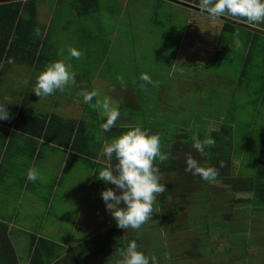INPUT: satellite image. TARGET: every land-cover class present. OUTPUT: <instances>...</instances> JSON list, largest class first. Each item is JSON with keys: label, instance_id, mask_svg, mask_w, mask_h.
I'll use <instances>...</instances> for the list:
<instances>
[{"label": "rangeland", "instance_id": "374dc122", "mask_svg": "<svg viewBox=\"0 0 264 264\" xmlns=\"http://www.w3.org/2000/svg\"><path fill=\"white\" fill-rule=\"evenodd\" d=\"M40 1L42 2L39 4L38 18L40 23L45 25V28L50 29L51 25L49 39L54 47L50 50L54 52L56 60L66 61L69 59V48L82 51L85 50V47L95 48L97 45L90 46L92 43L89 45L86 40H81L80 36L85 39L87 31L93 29L90 34H87L86 39L95 44L98 41L99 29L105 27L108 36L109 32L112 31V26L116 24L114 18L119 17L117 14L120 12L123 22L120 23L121 30L116 40L120 41L121 44L118 48L113 49L116 53L112 55V58L109 57L108 63L120 60L118 64H122V67L126 64L127 69L120 70V78L126 77L127 74L133 77L134 74L140 76L141 73H148L156 82V86L150 85L154 94L150 99L152 103L162 87L176 84L174 86L175 92L168 100L171 102L169 105L175 107L176 111L170 112V109L166 107L168 113L165 116L170 114L172 117L178 118V121L184 120L190 114L191 108L188 103L184 107L181 102L187 100L193 102L197 92L206 94L213 91V87L209 85V81L206 79L211 73L213 76L211 84L216 86L217 94L220 96V93H225L226 102H239L237 103L239 110H237L236 163H242L247 167V170L257 165L259 136L260 132L264 130V101L260 100V96L258 98L256 89L261 88L263 82L260 78H254L251 81L255 86V92L253 90L238 91L235 88L236 83L233 82L241 70L242 56L247 50L245 44L247 31L245 28L239 31V36L243 37V40L239 41V45L236 43L232 45L231 56L221 66L216 62L212 63L213 56H208L209 49L206 45V52L197 51L199 44L198 26L201 29H207L206 31H210L212 34L215 33L216 40L221 29L222 20L213 18L206 12L192 10L190 11L192 13L189 14V9L183 5L163 1L157 3L154 0H131L124 7V0H99V9L93 12L91 18L87 19L81 16L79 18L71 16L72 0H61L59 3L58 0ZM257 25L259 26L255 25L254 28L257 30L262 28L264 31V24ZM125 26L126 29H124ZM249 26L252 27L253 25L249 24ZM235 38L239 39L238 36ZM259 40V49H261V41L264 38L259 35ZM77 61L82 65V59ZM97 62V58L91 60L89 65L93 69L87 66L86 70L89 73L93 72L97 68ZM258 62L257 59L255 64ZM104 69V74L110 77L109 69ZM255 70H261L259 64L255 66ZM75 72L76 74L81 73V71ZM215 74L217 81L214 79ZM220 77L221 79H218ZM219 80L229 81L233 84L230 96L225 90L228 88L226 84L221 83L222 81L219 82ZM190 83L192 84L189 87H193V90L186 88ZM87 90L91 91L88 88ZM97 90L99 93L106 91L105 88ZM212 94L210 93V95ZM107 97L111 98L114 106H118L114 97L109 95ZM103 98L100 96L101 101ZM147 100L145 98V101ZM151 106V103H147L145 108ZM126 109L125 106H120L119 121H123L124 117L122 116L128 114ZM159 114H163V111L160 110ZM141 116H137V119L142 122ZM153 122L157 125L159 134L169 132V120L167 118L163 122L160 120H153ZM222 187L219 181H212L209 189L195 192L186 209L182 210L180 215L173 216L176 221L185 223V228L169 235L163 232L161 216L155 200L151 218L139 230H135L141 240L140 251L148 256H155L163 264H246L249 261L258 264L257 262L264 256V215H262V209L255 208L251 203H236L235 199L245 196V194L233 195L228 190L229 188L224 189ZM211 193H215L221 198L217 201L219 204L217 207L214 198L212 199L215 206L211 207V211L215 210L216 213L221 211V214L213 217L208 216L209 211L207 210L209 209V196L214 195ZM168 210L171 213L169 208ZM202 212H206V217H201L204 214ZM227 216L230 217L229 220ZM195 219L196 222L200 221L196 224L199 227L198 230H195L196 226L191 227L195 223ZM214 221L218 224L212 226L213 228L210 230ZM195 238L199 240V248L195 250L196 254H192L191 249L194 247L193 239ZM257 248H261L258 250V255L256 253ZM117 262V260L111 261V263ZM99 264L109 263L101 259Z\"/></svg>", "mask_w": 264, "mask_h": 264}, {"label": "crops", "instance_id": "0c3cea01", "mask_svg": "<svg viewBox=\"0 0 264 264\" xmlns=\"http://www.w3.org/2000/svg\"><path fill=\"white\" fill-rule=\"evenodd\" d=\"M129 1L131 0H124L123 6L126 7ZM154 1L183 5L189 9V14L192 13L190 12L192 10L200 11L198 10L200 8L191 0ZM192 1L197 2L198 0ZM40 2L42 1L37 0L38 8ZM57 2L59 3L60 0ZM117 15L119 17L114 18L116 24L112 26V31L109 32L108 36L105 27L99 29L98 41L95 44L86 39L87 34H90L93 29L87 31L85 39L80 36V39L86 40L89 45L92 43L90 46H97L95 48L85 47L84 51L79 50L81 52L79 59L70 57L66 60L67 63L72 64L75 71H81V73L76 74L75 85L69 86L63 93L57 91L51 96L39 98L32 91L38 73L48 63L56 60L54 52L50 50L54 47L49 39L51 25L50 29L45 28V25L40 23L39 18L36 24L40 30L43 29V37L46 36L45 45L47 46L46 49L41 50V55L37 53L36 57L33 56L34 52H37L34 49H17L15 52L17 61L13 63L6 61L0 64V98L2 99L0 104L8 107L9 110V118L0 120V220L9 224L11 238L22 264L30 263L32 234L52 240L67 249L85 238L107 229L116 222L106 210L105 202L101 197L102 191L109 187L114 189L115 185L105 184L102 180L97 179V171L104 167H112V159L109 160L102 155V147L106 141L101 138L103 133L99 126L101 121L95 120L98 111L91 110L89 105L82 102V98L78 100L77 93L85 88L90 90L105 88L106 91L100 93V96L114 97L119 108L120 106L124 107L123 102L126 103L124 104L127 108L125 111H128V114L122 116L124 117L123 121H117L116 127L139 126L142 129H147L145 125L142 126L144 123L137 119L140 113H136V107L131 109L132 105L136 106L139 102L141 103L139 99L142 95L138 94L135 90L137 88L134 86L120 84L119 65L117 64L115 67L108 63L109 57L116 53L113 49L118 48L121 44L116 39H118L121 30L120 23L123 22V18L120 16V12ZM226 18H217L222 20L221 28ZM33 24L35 25V23ZM255 25L259 26L254 23L252 27ZM206 30L198 26L199 44L197 51L206 52V45L209 49L208 56L211 55L212 57L217 42L216 34ZM260 30L264 32L262 28ZM33 31H35V27ZM21 56H25L24 62L19 61ZM96 58L98 59L97 68L95 67L96 69L89 73L86 67L89 66L93 69L89 62L96 60ZM80 59L83 60L82 65L77 61ZM213 62L214 59H212ZM104 68L109 69L110 77L104 74ZM206 79L212 82L211 73ZM214 79L217 81L216 74ZM221 81L219 80V82L225 83L228 89L233 87L229 81ZM175 85L169 84L162 87L153 103L150 102L154 95L152 86L147 87L144 95L148 99L146 103L155 106L154 110L149 111L150 120L164 121L167 118L180 123L178 118H174L170 114L165 116L168 113L166 107L170 109V112L176 111L175 107L169 105L171 102H168L170 96L175 92ZM190 85L191 83L186 88H191ZM216 94L215 91L214 95ZM26 106L32 107L37 113L35 115L30 114L29 120L23 122L25 113L19 110H23ZM14 108H16L15 112L13 111ZM160 110L163 111L161 115L159 114ZM38 115L43 118L58 115L64 121L52 122L53 124L47 130V135H45L46 127L42 130L43 134L41 131L40 135L37 130L39 125H42L43 119L41 122ZM70 121H75L80 126L76 147H65L53 140V138L62 142L68 140L71 128ZM146 123L147 126L150 124L149 122ZM96 129L102 132L100 135H95L99 136L100 139L89 140L87 134ZM30 168H36L39 172L40 178L35 182L27 180V173ZM157 202L156 199V204H158ZM157 209L159 211V207ZM124 234L127 237L137 236L133 229H124ZM138 246V250H140L141 240ZM259 249L261 248L256 249L257 255ZM101 259L106 260L109 264H120L122 256L120 253L106 255L96 258L88 264H99ZM112 260L118 262L111 263ZM261 260L264 262V256L261 257ZM261 260L257 263L264 264ZM246 264L254 263L249 261Z\"/></svg>", "mask_w": 264, "mask_h": 264}, {"label": "trees", "instance_id": "16d2710c", "mask_svg": "<svg viewBox=\"0 0 264 264\" xmlns=\"http://www.w3.org/2000/svg\"><path fill=\"white\" fill-rule=\"evenodd\" d=\"M191 2L195 3L199 8V0L197 2L191 0ZM99 6V0H72L70 6L71 16H81L87 19L91 18V15L99 9ZM198 10L202 11L201 9ZM228 18L234 19L236 22L228 19L224 21L216 42L213 56L214 62L221 66L227 62L231 56L230 51L232 45L236 43L235 40H237L235 36H238L239 41L241 39L243 40V37L239 36V31L245 28L247 31L245 39L247 50L242 56L241 70L233 82L236 83L235 88L238 91L244 92L253 90V92H255V86H253L254 84H252L251 81L254 78H260L263 85L261 88H257L256 92L258 93V98L260 96V100L263 102L264 40L261 41L262 48L259 49V35L264 38V32L248 27L250 23L244 19ZM37 19V0H0V64L9 61L10 58L17 61V57L15 56L17 49L37 50V52L33 54L35 57L37 53L41 55V50L43 48L46 49V36L43 37V29L40 30L38 24H36L38 23ZM33 23H35V25ZM253 24L254 23H251V25ZM34 27L35 31H33ZM37 30H39V34H37ZM33 56L32 58L35 60ZM110 57L112 58V56ZM24 59L25 56H21L19 61L24 62ZM257 59L260 62L257 64H259L261 70H255V66L257 65L255 61ZM119 62L120 60H117L109 64L111 66H116ZM118 65L119 73L120 70L127 69L126 64H124V67H122V64ZM139 78L140 76L136 74H134L133 77L127 74L126 77H119V80L121 81L120 84H130L134 86L137 88L135 90H137L138 94L142 95L139 99L141 103L139 102L136 106L132 105L131 109L136 107V113L138 112L140 116L142 115L140 117L143 118L142 123L144 124L142 126L145 125L151 134H158L160 136L161 150L168 155V159L164 162L156 161V166L160 169V183L166 187L163 193L156 196L164 231L166 233H172L185 228V223L176 221L173 216L180 215L182 210H184V208L186 209L191 203L190 196L201 189H209L212 183L205 182L201 180L199 176H193L191 173L185 171L186 158L189 154L197 159L202 166H214L218 169V176L214 181H219L223 186L222 188H229L228 190H230L233 195L245 194V196L242 197H235L236 203H251L255 208L262 209L264 215V130L260 132L259 136L260 143L257 165L247 170L245 165H242V163L237 164L235 160L236 133L238 131L237 110H239V105L237 103L239 102H226L225 93H220V96L218 94L214 95V92L217 91L216 86H213L211 84L212 82L209 81V85L213 87V91L210 93L213 94H199L197 92L196 97L193 98V102L187 100L182 104L185 107V104L188 103L191 109L189 111L190 114L187 115L184 120L182 119L179 121L181 124L167 119L169 120V132L159 134L157 125L153 124V120L149 119V111L154 110L155 106H151L147 109L145 108L147 103L144 95L149 85H147L146 88H142L141 84L144 82ZM192 88L193 87L189 89ZM225 90L229 96L232 94V88H227ZM234 94L233 90V95ZM1 100L0 98V101ZM142 101H145V103H142ZM124 104H126L125 102H123V106L126 107ZM13 111L15 112L16 108H14ZM19 111L25 113L23 122L29 120L31 117L30 114L33 113L35 115L37 113V111L30 106H26L23 110ZM38 119H41V122L43 119L42 125L40 124L37 130L40 135L45 127V135H47V130L49 126L53 124L52 122L64 121V119L58 115H54L50 118H43L41 115H38ZM95 120L100 122L98 112ZM146 122L150 124L147 126ZM70 123L71 128L68 140L66 142L54 138L53 140L57 142V144H61L65 147H76L80 126L77 125L75 121H70ZM128 129V127H114L111 131L106 133L99 132L96 129L87 134V137L89 140L95 141L100 139L98 138L99 136L95 135H100L102 133L101 138L106 142H110L113 137L119 136ZM209 133L215 140V144L206 148V155L201 156V154L192 147L191 138L194 134H198L199 139L203 140ZM221 163H223V167H220ZM115 164L116 161L113 158L112 167H114ZM168 208L171 210V213ZM227 219L229 220L230 217L227 216ZM31 238L32 254L29 264H88L102 256L119 254L121 250L125 249L128 243L133 240L136 241L138 245L140 244V240L137 236H125L124 229L118 228L116 222L107 229L95 233L67 249L44 237H37L32 234ZM0 264H22L11 238L10 226L5 221L1 220ZM158 264L163 263L158 261Z\"/></svg>", "mask_w": 264, "mask_h": 264}, {"label": "clouds", "instance_id": "9594fccd", "mask_svg": "<svg viewBox=\"0 0 264 264\" xmlns=\"http://www.w3.org/2000/svg\"><path fill=\"white\" fill-rule=\"evenodd\" d=\"M199 8L213 18L232 17L244 19L250 24H264V0H199ZM236 44L239 45V40ZM68 53L75 59L81 56L76 48H69ZM8 62L13 63L14 59L10 58ZM139 79L144 82L141 84L142 88L147 85L156 86L148 73H141ZM75 82L76 72L72 64L54 60L38 73L32 91L39 98L47 97L57 91L63 93L66 88L75 85ZM99 97L100 93L96 89H81L77 93L78 100L82 98L83 103L98 111L100 129L106 133L117 126L121 113L110 97L105 96L102 101ZM8 118V107L0 104V120ZM191 139L192 147L201 156L206 155V148L215 144L210 133L203 140L199 139L198 134H194ZM102 155L116 161L114 167H104L97 171V179L105 184L115 185L114 189L109 187L101 193L106 210L116 221L118 228L139 230L151 218L156 196L166 190L165 185L160 183V169L156 166V161L164 162L168 159V155L161 150L160 136L139 126L130 127L106 142L102 147ZM220 167H223V163ZM185 171L199 176L205 182H212L218 176L216 167L202 166L191 154L186 158ZM39 178L36 168L28 170V181L35 182ZM138 247L134 240L128 243L120 252V264H158L155 256L146 255Z\"/></svg>", "mask_w": 264, "mask_h": 264}, {"label": "flooded vegetation", "instance_id": "af4514ba", "mask_svg": "<svg viewBox=\"0 0 264 264\" xmlns=\"http://www.w3.org/2000/svg\"><path fill=\"white\" fill-rule=\"evenodd\" d=\"M203 190H205V189H203ZM202 189L200 190V192H202L203 191ZM195 194V193H194ZM211 194H214V195H211V196H209V201H208V203H209V209H207L208 211H209V213H208V216L209 217H213V216H217V215H219V214H221V211L220 212H218V213H216L215 212V210L214 211H211V207L212 206H215V203L212 201V199L214 198V200H215V202H216V207L219 205L218 203H217V201H219L221 198L218 196V195H216L215 193H211ZM190 200H191V196H190ZM214 203V204H213ZM213 204V205H212ZM185 209V208H184ZM202 213H204L203 215H201V217H203V216H205L206 217V212H202ZM222 216H225V215H222ZM222 216H220V217H222ZM197 222H200V221H197ZM197 222H196V219H195V223L194 224H192V226L191 227H193V226H196V228H195V230H198L199 229V227L196 225L197 224ZM202 223V222H201ZM218 224V222H216V221H214L213 223H212V225L210 226V230H212V226H214V225H217ZM188 228V227H187ZM184 229V228H183ZM182 229V230H183ZM190 229V228H189ZM163 232H165L164 231V228H163ZM177 231H175V233H176ZM172 233H174V232H172ZM165 234L166 235H169L170 233H166L165 232ZM204 238V237H203ZM207 238H208V235H207ZM198 238H195V239H193V242H194V247L191 249V253L192 254H196V249L197 248H199L198 247ZM200 253V252H199ZM157 256V255H156ZM188 264H194V263H188Z\"/></svg>", "mask_w": 264, "mask_h": 264}, {"label": "water", "instance_id": "95a60500", "mask_svg": "<svg viewBox=\"0 0 264 264\" xmlns=\"http://www.w3.org/2000/svg\"><path fill=\"white\" fill-rule=\"evenodd\" d=\"M227 19V18H226ZM228 20H231V19H228ZM231 21H234V22H236L235 20H231ZM238 23V22H237ZM248 27H251V26H248ZM252 28H254V27H252ZM255 29H257V28H255ZM259 30V29H258ZM261 31V30H260Z\"/></svg>", "mask_w": 264, "mask_h": 264}]
</instances>
